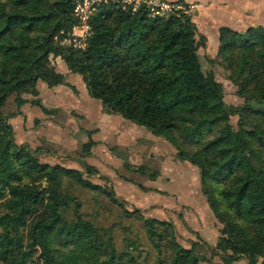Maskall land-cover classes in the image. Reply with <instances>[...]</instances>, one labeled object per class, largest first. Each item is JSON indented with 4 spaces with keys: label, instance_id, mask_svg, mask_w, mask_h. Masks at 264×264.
I'll return each mask as SVG.
<instances>
[{
    "label": "trees",
    "instance_id": "obj_1",
    "mask_svg": "<svg viewBox=\"0 0 264 264\" xmlns=\"http://www.w3.org/2000/svg\"><path fill=\"white\" fill-rule=\"evenodd\" d=\"M74 10L75 0H0V264L211 262L202 240L183 246L173 222L130 210L112 186L94 183L97 168L86 165L83 172L43 163L38 151L16 142L11 116L3 111L10 97L19 109L30 103L54 116L58 110L44 104L39 82L74 89L57 72L58 58L82 78L104 114L163 138L181 161L199 170L202 193L220 226L214 256L223 264H264V27L220 29L210 63L224 70L243 100L232 108L215 72L204 71L200 50L207 38L192 16L152 17L144 8L102 4L92 16L87 47L67 50L60 40L77 22ZM95 145L93 139L86 143L84 156ZM127 168L151 181L160 176L147 166ZM74 188L119 211L122 246L117 225L89 219Z\"/></svg>",
    "mask_w": 264,
    "mask_h": 264
},
{
    "label": "rangeland",
    "instance_id": "obj_2",
    "mask_svg": "<svg viewBox=\"0 0 264 264\" xmlns=\"http://www.w3.org/2000/svg\"><path fill=\"white\" fill-rule=\"evenodd\" d=\"M195 15L193 11L190 16L194 21L197 20L199 33L208 38L206 47L200 50L204 71L215 72L217 80L224 85L228 105L235 108L243 102L236 95L237 88L227 79L222 68L213 67L210 63V59L216 57L218 52V26L208 25ZM232 27L236 29L235 25ZM61 61L58 58L53 64L59 74L69 75L68 81L75 87V91L65 86L50 89L43 82L38 84L42 101L47 107L58 110L57 115L46 116L40 108L30 103L19 109L15 96L7 101L3 111L11 116L16 142L38 151L43 163L83 172L86 165L97 168L99 174L91 178L94 183L112 186L116 195L127 202L126 206L130 210L140 209L148 218L173 222L177 240L183 246L190 247L192 243L202 240L208 246L204 248L203 254L211 259V262L203 264H223L219 256H214L213 251L220 226L198 194L201 188L198 169L181 161L177 149L163 138L155 137L145 128L121 117L104 114L101 102L90 97L82 78L69 74L67 66ZM25 98L33 99L30 96ZM17 113H23V116ZM237 121L238 118L233 117L232 125L236 126ZM91 139L96 145L91 156L86 157L83 146ZM126 164L135 169L147 166L160 176L151 181L130 171ZM105 178L108 179L107 183ZM72 192L83 202V211L89 219L105 227L117 225L116 240L122 246L125 236L117 224L121 221L118 210L104 199L99 201V197L92 193L79 188L72 189ZM189 193L194 197L191 198ZM192 199L200 209L192 204ZM135 227L140 226L136 224ZM195 231H198L201 238L194 234ZM144 242L150 249L148 241L145 239ZM164 246L169 255L168 244L164 242ZM236 264L245 263L238 261Z\"/></svg>",
    "mask_w": 264,
    "mask_h": 264
},
{
    "label": "crops",
    "instance_id": "obj_3",
    "mask_svg": "<svg viewBox=\"0 0 264 264\" xmlns=\"http://www.w3.org/2000/svg\"><path fill=\"white\" fill-rule=\"evenodd\" d=\"M167 1H179V2H183V3H187V4L196 5L197 8L195 9V13H196L195 16L198 17V19L199 18L203 19L206 22V24H208V25H210V24L217 25L219 33H220V29L222 27H229V28H231L235 31H238V32H243L246 29H248L249 27H258V26L264 27V0H167ZM193 21H194V19H193ZM196 21L197 20H195L194 22L197 24ZM247 23H248V25H245ZM234 25L236 26V29L237 28H239V29L236 30L235 28H233L232 26H234ZM197 27H198V24H197ZM198 29H199V27H198ZM207 41H208V38H207ZM59 60H61V59L59 58ZM61 62H63V61H61ZM69 74H71V73L69 72ZM71 75H73V74H71ZM64 76L67 78V82L69 83V81H68L69 75H64ZM74 76H76V75H74ZM63 86H59V87H63ZM65 87H68V86H65ZM68 88H70V87H68ZM73 88L74 89H71V88L70 89L75 91L74 86H73ZM20 115L23 116V113H21ZM46 116H48V115H46ZM113 117H115V116H113ZM117 118H119V117H117ZM126 124H130V123L126 122ZM143 130H145V129H143ZM198 194L201 198V201L203 200V203H205V207H207L206 209L209 211L210 208L208 206L206 197L203 196L201 188L199 189ZM189 195L191 196V198L194 197V196H192V193H189ZM192 204L197 209H200L199 206L196 205L194 199H192ZM199 232L201 233V230ZM195 233H198V231H195L194 234ZM218 237L216 238V241L218 240ZM239 262H244L245 264H248L247 259H242ZM236 263H234V264H236Z\"/></svg>",
    "mask_w": 264,
    "mask_h": 264
},
{
    "label": "built area",
    "instance_id": "obj_4",
    "mask_svg": "<svg viewBox=\"0 0 264 264\" xmlns=\"http://www.w3.org/2000/svg\"><path fill=\"white\" fill-rule=\"evenodd\" d=\"M113 3L124 9L137 12L146 9L152 17H167L171 14L182 13L191 15L196 5L179 1L167 0H75L76 24L67 36L60 40V45L67 50H83L87 47V39L92 34L91 19L99 5Z\"/></svg>",
    "mask_w": 264,
    "mask_h": 264
}]
</instances>
